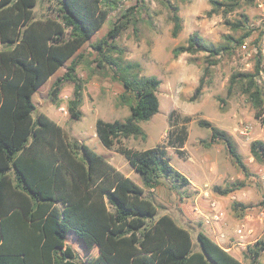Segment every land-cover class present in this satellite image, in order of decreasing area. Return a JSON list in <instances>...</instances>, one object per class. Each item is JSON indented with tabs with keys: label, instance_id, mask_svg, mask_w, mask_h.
<instances>
[{
	"label": "trees",
	"instance_id": "1",
	"mask_svg": "<svg viewBox=\"0 0 264 264\" xmlns=\"http://www.w3.org/2000/svg\"><path fill=\"white\" fill-rule=\"evenodd\" d=\"M54 1L53 16L35 18L38 0H0V264H244L202 231L196 235L200 248L194 250L187 228L166 213L155 218L156 205L143 195L144 187H156L161 178H170L177 188L189 184L170 164L164 147L134 150L118 146L117 151L139 174L140 185L87 144L70 142L62 127L45 113L33 117L32 95L61 67L66 71L54 80L51 94L59 91L63 81L73 80L67 109L73 119L81 117L82 86L75 74L78 51L106 21L113 2ZM209 2L211 14L231 12L253 0ZM169 6L175 37L182 29V17L177 5ZM134 9L128 7L121 17L127 18ZM248 20L241 13L239 19L227 22L238 29L248 26ZM125 26L126 21L119 20L91 46L99 67L107 63L120 71L124 89L120 99L130 109L124 120H96V135L106 148L119 137L144 136L138 122L159 109L156 89L160 80L131 73L137 63L121 65L120 56L110 53L118 48L115 39ZM251 33L249 28L239 37L227 35L224 43L210 44L193 32L186 44L175 46L172 52L174 56L198 51L217 55L230 50L232 42L242 44ZM260 41L261 34L255 41L253 69L232 73L228 90L240 83L254 117L264 122V88L258 83L263 70ZM203 83L200 77L193 98L201 93ZM199 125L210 128L211 140L223 141L233 161L246 171L225 130L204 119ZM186 136L181 127L170 143L181 147ZM250 153L264 162V141L252 140ZM242 185L235 182L213 189L227 194ZM248 207L239 201L232 203L237 213ZM263 251L264 237L248 244L244 255L255 263Z\"/></svg>",
	"mask_w": 264,
	"mask_h": 264
},
{
	"label": "rangeland",
	"instance_id": "2",
	"mask_svg": "<svg viewBox=\"0 0 264 264\" xmlns=\"http://www.w3.org/2000/svg\"><path fill=\"white\" fill-rule=\"evenodd\" d=\"M170 4L177 5L182 17V29L175 37L171 35ZM56 6L54 0H38L33 9L34 17L53 16ZM130 6H134V11L122 18ZM210 9L209 0H113L106 21L78 51L75 74L82 86L81 117L73 119L67 109L74 89L73 80L63 81L59 91L51 94L54 80L66 71L65 67L58 69L34 92L32 114L35 118L38 113H45L62 127L70 142L77 140L87 144L139 184H142L139 174L117 151L118 146L134 150L164 147L170 164L189 179V184L177 188L170 178H161L156 187H144L143 195L156 205L155 218L166 213L187 228L194 250L200 248L196 239L198 231L210 235L208 224L220 222L226 236H235L241 244L244 264H264V251L255 263L244 255L248 244L264 237V204H261L264 201V162L255 160L250 153L252 140L264 141V122L254 117L252 103L241 91L240 83L228 90L232 73L253 69L255 41L260 34L263 70L258 83L264 88V0H253L226 13L209 14ZM241 13L247 14L248 26L233 29L227 21L239 19ZM121 19L126 21V26L115 39L118 48L110 53L120 56L121 65L137 63L138 66L130 69L131 73L160 80L156 89L159 109L149 119L138 122L144 136L119 137L111 148H106L96 135V120H124L130 109L120 99L124 90L118 75L120 71L107 63L99 67L95 62L97 52L91 46ZM249 28L252 33L242 44L232 42L230 50L217 55L198 51L174 56L172 52L175 46L186 44L193 32L210 44H220L226 41L227 35L239 37ZM206 66L208 71L204 73ZM200 77H203V88L193 98ZM202 119L231 136L246 171L233 161L223 141L211 140L210 128L199 125ZM181 127L185 128L187 136L180 147L170 142L175 140ZM235 182L243 185L227 194L213 189L215 185L224 188ZM234 201L249 207L237 213L232 209ZM214 212L220 213L219 221L211 219ZM239 227H242L241 234L236 233Z\"/></svg>",
	"mask_w": 264,
	"mask_h": 264
},
{
	"label": "crops",
	"instance_id": "3",
	"mask_svg": "<svg viewBox=\"0 0 264 264\" xmlns=\"http://www.w3.org/2000/svg\"><path fill=\"white\" fill-rule=\"evenodd\" d=\"M208 225L209 226H207V228L209 229L211 234L209 233L210 235H208V234L207 235L209 237H211L214 241H216L219 245H221L223 248L228 250L237 259L241 260V256H242V251L240 249L241 244H239V242H237V238H235V236L234 237L233 236H231V237L226 236V234L224 232V229H225L224 225H222L220 222H211Z\"/></svg>",
	"mask_w": 264,
	"mask_h": 264
},
{
	"label": "built area",
	"instance_id": "4",
	"mask_svg": "<svg viewBox=\"0 0 264 264\" xmlns=\"http://www.w3.org/2000/svg\"><path fill=\"white\" fill-rule=\"evenodd\" d=\"M220 218H221L220 213H216V212H214V213L212 214V219H213L214 221H219ZM236 233L241 234V233H242V227L237 228V229H236Z\"/></svg>",
	"mask_w": 264,
	"mask_h": 264
}]
</instances>
